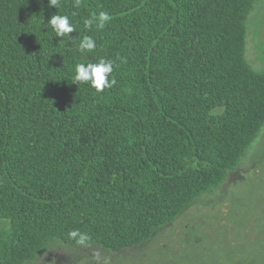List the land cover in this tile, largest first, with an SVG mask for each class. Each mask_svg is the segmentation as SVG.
<instances>
[{"label": "trees", "instance_id": "trees-1", "mask_svg": "<svg viewBox=\"0 0 264 264\" xmlns=\"http://www.w3.org/2000/svg\"><path fill=\"white\" fill-rule=\"evenodd\" d=\"M259 1L0 0V264L57 242L135 248L217 193L264 127V72L246 60ZM101 59L111 88L72 83Z\"/></svg>", "mask_w": 264, "mask_h": 264}, {"label": "rangeland", "instance_id": "rangeland-1", "mask_svg": "<svg viewBox=\"0 0 264 264\" xmlns=\"http://www.w3.org/2000/svg\"><path fill=\"white\" fill-rule=\"evenodd\" d=\"M246 60L264 72V0L247 20ZM33 264H264V127L217 193L148 242L119 252L57 242Z\"/></svg>", "mask_w": 264, "mask_h": 264}, {"label": "clouds", "instance_id": "clouds-1", "mask_svg": "<svg viewBox=\"0 0 264 264\" xmlns=\"http://www.w3.org/2000/svg\"><path fill=\"white\" fill-rule=\"evenodd\" d=\"M48 4L51 7L57 8L59 0H48ZM110 19L109 15L105 12L99 14V20L96 21L99 27H103L105 22ZM86 24H92L93 20L89 19L85 21ZM51 30L55 33V37L59 38H68V34L75 31L74 27L69 21V18L64 15H51L47 23ZM96 44L91 37H84L80 50L82 52H90L95 49ZM113 71L112 61L99 60L97 63H88V64H78L76 66L75 73L72 77V83H85L91 88L95 89L97 92H101L106 88H111L115 83L114 80L110 79V74ZM72 236H75L76 233H71Z\"/></svg>", "mask_w": 264, "mask_h": 264}]
</instances>
